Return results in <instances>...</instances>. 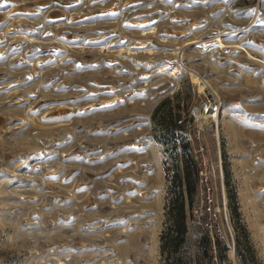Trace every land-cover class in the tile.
<instances>
[{
    "label": "rangeland",
    "instance_id": "1",
    "mask_svg": "<svg viewBox=\"0 0 264 264\" xmlns=\"http://www.w3.org/2000/svg\"><path fill=\"white\" fill-rule=\"evenodd\" d=\"M166 99L201 170L170 259ZM0 264H264V0H0Z\"/></svg>",
    "mask_w": 264,
    "mask_h": 264
},
{
    "label": "trees",
    "instance_id": "2",
    "mask_svg": "<svg viewBox=\"0 0 264 264\" xmlns=\"http://www.w3.org/2000/svg\"><path fill=\"white\" fill-rule=\"evenodd\" d=\"M172 105L171 99L164 100L156 107L152 116L154 124L161 131L159 142L164 146L172 165L166 169L168 176L170 172L172 173L169 176L171 189L166 208L169 225L161 235V250L169 259L178 255L186 242L187 212L188 208L191 209L197 194L201 172L192 143L186 134L187 119H182L179 103L175 107ZM199 110L197 109V115ZM227 177L229 178L228 171ZM232 201H235L234 197H231Z\"/></svg>",
    "mask_w": 264,
    "mask_h": 264
},
{
    "label": "bare ground",
    "instance_id": "3",
    "mask_svg": "<svg viewBox=\"0 0 264 264\" xmlns=\"http://www.w3.org/2000/svg\"><path fill=\"white\" fill-rule=\"evenodd\" d=\"M190 76H191L192 82L194 84L199 85L201 92L206 91L207 86H206L205 82L202 81L201 78L198 77V75H196L195 73H191ZM217 111H218V108L211 105L210 107L208 106V107L202 108L200 110L199 116H200V118L211 117V118H214V120L219 121Z\"/></svg>",
    "mask_w": 264,
    "mask_h": 264
},
{
    "label": "built area",
    "instance_id": "4",
    "mask_svg": "<svg viewBox=\"0 0 264 264\" xmlns=\"http://www.w3.org/2000/svg\"><path fill=\"white\" fill-rule=\"evenodd\" d=\"M215 258H216V257H215ZM215 258H214V261L217 262V258H216V259H215ZM214 261H213V262H214ZM213 262H212V263H213Z\"/></svg>",
    "mask_w": 264,
    "mask_h": 264
}]
</instances>
